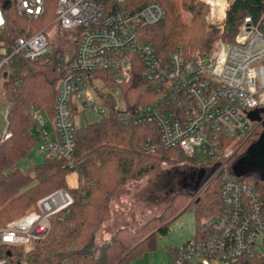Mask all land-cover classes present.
Returning <instances> with one entry per match:
<instances>
[{
    "label": "built area",
    "instance_id": "built-area-1",
    "mask_svg": "<svg viewBox=\"0 0 264 264\" xmlns=\"http://www.w3.org/2000/svg\"><path fill=\"white\" fill-rule=\"evenodd\" d=\"M48 0H0V76L14 57L37 61L49 55L47 30L16 38L7 45L2 36L11 7L25 19H39ZM211 21L226 18L228 0H202ZM6 2L8 6L4 8ZM54 25L76 32L74 55L54 54L46 61L60 75L53 123V140L31 108L39 150L47 157L72 163L75 156L74 115L78 106L101 117L116 114L125 126L154 125L160 146L180 149L189 157L219 162L218 171L230 169L233 146L253 132L248 114L264 109V16H247L231 43L220 40L208 54L188 57L182 49L167 59L156 56L141 41L139 31L160 22L165 11L152 3L136 13L113 10L108 0H56ZM140 68L151 103L133 105L122 86ZM7 119V115H6ZM9 135L5 132L1 141ZM226 141L232 143L225 146ZM146 151L155 149L148 145ZM221 212L203 219L198 234L176 247L172 264H237L257 249L264 238V207L254 185L225 174L221 188ZM73 204L70 193L56 190L39 199L26 214L0 229V245L22 248L25 256L51 231V219ZM0 264H8L1 260ZM19 264H28L26 260Z\"/></svg>",
    "mask_w": 264,
    "mask_h": 264
},
{
    "label": "trees",
    "instance_id": "trees-1",
    "mask_svg": "<svg viewBox=\"0 0 264 264\" xmlns=\"http://www.w3.org/2000/svg\"><path fill=\"white\" fill-rule=\"evenodd\" d=\"M228 1L230 5L223 29H218L206 23L207 6L197 0H108L113 10L130 13L152 3L163 7L164 18L139 31L141 41L150 45L156 56L162 59L179 49L188 57L208 54L220 40L233 42L245 17L257 21L264 16V0ZM55 8L56 0H48L42 17L25 19L11 7L7 11L10 19L1 39L11 45L18 37L47 30L48 26L54 25ZM260 29L264 32V23ZM54 54L66 56L62 51L54 50L37 61L14 57L2 71L7 73V78L2 80L0 105L6 111L9 137L0 142V229L56 190L70 193L73 204L51 219L49 235L37 242L30 254L25 256L20 247L0 245V261L5 260L8 264H19L22 260L28 264H122L133 261L141 256L142 247L153 241L156 233L165 234L168 223L188 208L195 209L197 225L205 217L219 214L225 174L254 185L264 207V178L258 171L245 175H238L230 169L226 173L219 172L217 160L187 157L180 149H165L160 146V135L154 125L125 126L113 113L98 122L76 128L75 156L71 164L61 157H46L27 172L21 171L18 163L39 144L31 108L54 119L60 75L55 66L46 61ZM122 90L125 100L135 106L152 102V98L145 95L147 83L140 68L132 72L131 81L122 86ZM263 121L257 123L243 143L233 146L234 153L228 164L243 159L262 139ZM231 143L226 141L225 146ZM148 145L155 146V149L146 151ZM185 158L212 163L211 172L191 195H177L163 217L151 220L138 231L122 228L102 244H97V231L110 218V203L120 186L129 180L142 179L162 163ZM71 173L78 179L74 188L68 185ZM181 197L187 200L185 204ZM237 264H264V257L255 250L241 257Z\"/></svg>",
    "mask_w": 264,
    "mask_h": 264
},
{
    "label": "rangeland",
    "instance_id": "rangeland-1",
    "mask_svg": "<svg viewBox=\"0 0 264 264\" xmlns=\"http://www.w3.org/2000/svg\"><path fill=\"white\" fill-rule=\"evenodd\" d=\"M197 2L205 4L202 0H197ZM207 9L206 23L220 29L221 22H212L208 6ZM186 16L189 17V15ZM48 21L49 19L46 20V23ZM47 31L50 51L60 50L66 56L74 55L77 48L75 43L76 32L63 30L56 25L48 26ZM2 95V77L0 76V100ZM101 118V116L89 111L85 112L84 108L79 105L74 115L75 127L80 128L98 122ZM37 122L40 128L45 129L51 139L55 140L57 138L53 120L48 114L41 113ZM257 123L250 121V126L254 128ZM6 128V111L0 105V137L4 135ZM263 149L264 136L249 152L247 159L254 161V163L263 160ZM46 157L47 155L42 153L37 146L18 163L17 167L21 171L27 172L29 169L41 164ZM202 158L205 157H200V159ZM210 164L212 163L205 160L195 161L186 158L176 162H165L157 170L142 179L129 180L126 184L120 186L110 203V218L97 231V244L100 245L104 240H108L119 229L128 228L131 231H138L151 220L163 217L171 201L177 195H191L202 183L211 172L209 171ZM256 164L255 166H257ZM235 165L236 163L230 164V170L233 173L236 171ZM252 166L254 167V165ZM240 170L238 169L239 172ZM77 181L74 173L68 176V185L71 187H74ZM181 198L182 203L185 204L187 200L184 197ZM206 218L208 217L204 219ZM198 230L199 225H197L195 209L188 208L168 223L165 234L156 233L154 240L142 247V254L138 259L122 264H171L172 250L195 238ZM256 250L264 257V245L261 236L257 239Z\"/></svg>",
    "mask_w": 264,
    "mask_h": 264
},
{
    "label": "water",
    "instance_id": "water-1",
    "mask_svg": "<svg viewBox=\"0 0 264 264\" xmlns=\"http://www.w3.org/2000/svg\"><path fill=\"white\" fill-rule=\"evenodd\" d=\"M8 4H9V2H6L4 5V8H6L8 6ZM260 114H261V111H254V112H251L248 114V118L253 122H261L263 120H262ZM263 124H264V121H263ZM0 141H1V139H0ZM254 146L250 148L249 152L254 148ZM249 152L247 153V155L243 159H241L240 161H238L236 163L235 173H237L238 175H245L246 173H248L250 171L251 172L252 171H258L261 174V176L264 178V159L263 160L261 159L258 162L256 161L255 163H257L256 164L257 166H255L254 161L247 159ZM263 153H264V149H263ZM252 165H254V167ZM238 169H241L242 171L240 170V172H239Z\"/></svg>",
    "mask_w": 264,
    "mask_h": 264
},
{
    "label": "crops",
    "instance_id": "crops-1",
    "mask_svg": "<svg viewBox=\"0 0 264 264\" xmlns=\"http://www.w3.org/2000/svg\"><path fill=\"white\" fill-rule=\"evenodd\" d=\"M55 127V126H54ZM56 131V130H55ZM56 135H57V138L56 139H58V134H57V132H56ZM55 139V140H56ZM75 176H76V174H74ZM77 177V176H76ZM78 180V179H77ZM68 184H69V182H68ZM77 184H78V181H77ZM77 184L74 186V187H76L77 186ZM69 187H71L70 185H69ZM74 187H71V188H74ZM175 252H176V248L175 249H173L172 250V253H173V255H172V259H171V264H172V262H173V260H174V258H175Z\"/></svg>",
    "mask_w": 264,
    "mask_h": 264
},
{
    "label": "flooded vegetation",
    "instance_id": "flooded-vegetation-1",
    "mask_svg": "<svg viewBox=\"0 0 264 264\" xmlns=\"http://www.w3.org/2000/svg\"><path fill=\"white\" fill-rule=\"evenodd\" d=\"M260 116H261V118H262V120H263V119H264V115L261 113Z\"/></svg>",
    "mask_w": 264,
    "mask_h": 264
}]
</instances>
